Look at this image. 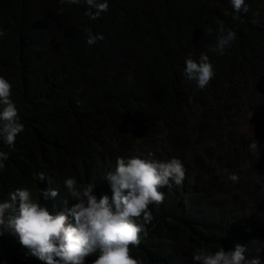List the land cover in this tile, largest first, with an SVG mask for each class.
<instances>
[{"label": "trees", "instance_id": "1", "mask_svg": "<svg viewBox=\"0 0 264 264\" xmlns=\"http://www.w3.org/2000/svg\"><path fill=\"white\" fill-rule=\"evenodd\" d=\"M107 3L91 20L84 0H0V77L12 85L24 124L14 145L0 137L8 153L0 202L24 188L50 214H67L73 201L65 179L96 183L97 199L111 200L103 178L117 158H178L185 179L161 189L165 199L150 205L148 235L132 256L141 264H196L197 250L240 245L246 258L264 264V197L256 188L264 183V126L247 135L240 125L244 90L264 110V0H245L248 12L239 15L231 0ZM220 21L236 33L224 55L209 51ZM86 30L103 40L87 44ZM201 54L215 70L204 89L184 76L185 60L198 62ZM40 172L45 179L36 181ZM41 191L57 196L44 199ZM0 264L42 262L5 233Z\"/></svg>", "mask_w": 264, "mask_h": 264}, {"label": "clouds", "instance_id": "2", "mask_svg": "<svg viewBox=\"0 0 264 264\" xmlns=\"http://www.w3.org/2000/svg\"><path fill=\"white\" fill-rule=\"evenodd\" d=\"M80 2L61 0V3L69 4ZM84 3L89 8L85 15L91 20L108 11L107 0L100 3L84 0ZM231 4L237 15L248 12L245 0H231ZM218 24L219 35L215 44L209 46V51L224 55L225 49L236 39V33L227 29L222 21ZM86 31L87 44L94 45L103 40V35ZM207 31L211 35L213 29L209 27ZM214 75L207 54H201L198 62L191 58L185 60L184 76L189 82H195L197 88H206ZM11 95L12 85L0 77V137L8 146L14 145L16 136L24 131ZM256 149V143L252 142L250 150L256 153ZM7 159L8 153L0 151V169L5 167L3 161ZM185 175L186 168L178 158L164 162L137 157L117 158L115 170L103 178L110 185L111 200L107 195L97 199L93 194L96 183L78 185L75 178L64 180L63 185L73 201L67 214H50L28 189H16L9 193L8 199L0 202V235L7 233L16 237L28 254L42 264H85L90 257H95L92 264H141L132 256L131 250L141 244L142 236L148 235L146 225L153 220L150 205L162 203L165 195L161 189L173 183L180 185ZM34 179L44 180V172L37 173ZM229 179L238 182L239 177L232 174ZM39 195L48 199L56 197L57 192L41 191ZM141 219L143 222L138 223ZM246 251L240 245L227 252L221 247L215 253L197 250L193 260L196 264H261L258 256L246 258Z\"/></svg>", "mask_w": 264, "mask_h": 264}, {"label": "rangeland", "instance_id": "3", "mask_svg": "<svg viewBox=\"0 0 264 264\" xmlns=\"http://www.w3.org/2000/svg\"><path fill=\"white\" fill-rule=\"evenodd\" d=\"M244 93V100H243V108L241 111V115H242V119L240 120V125H241V130L249 135L252 134L253 130L254 132L256 131H260L261 126L263 125L264 122V110L262 109V107L260 105H254L252 106V104H254L256 102V99L259 98L258 95H254L253 97H251L250 100H248V92L247 90L243 91ZM251 103V104H250ZM256 139L258 142H261V139H259L258 136H256ZM264 169V161L262 162V165L259 167V170ZM256 174V173H254ZM259 175V178H261V174H257ZM258 176H254L253 180L254 182L257 181ZM258 189L261 190V195L264 197V183L262 181H260L257 184Z\"/></svg>", "mask_w": 264, "mask_h": 264}]
</instances>
